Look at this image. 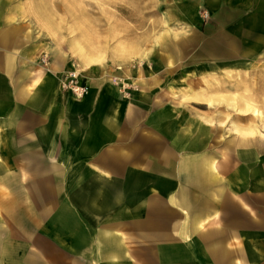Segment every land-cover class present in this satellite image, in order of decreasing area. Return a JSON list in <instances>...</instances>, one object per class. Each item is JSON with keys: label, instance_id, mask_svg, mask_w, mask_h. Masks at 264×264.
<instances>
[{"label": "crops", "instance_id": "1", "mask_svg": "<svg viewBox=\"0 0 264 264\" xmlns=\"http://www.w3.org/2000/svg\"><path fill=\"white\" fill-rule=\"evenodd\" d=\"M15 29L0 14V264H264L261 151L167 98H73Z\"/></svg>", "mask_w": 264, "mask_h": 264}, {"label": "rangeland", "instance_id": "2", "mask_svg": "<svg viewBox=\"0 0 264 264\" xmlns=\"http://www.w3.org/2000/svg\"><path fill=\"white\" fill-rule=\"evenodd\" d=\"M261 13L264 0H0V14L12 17L19 36L35 50L33 64L41 73L57 75L61 91L73 98L82 99L94 91L127 100L137 95L150 98L149 75L165 82L167 58L173 61L175 77L205 67L218 71L205 80L219 82L227 73L232 82L246 81L238 97L211 93L207 105L181 101L171 78L157 92L176 111L187 112L191 124L211 132L213 146L232 139L248 141L246 134H231L229 123L246 129L256 122L242 104L259 90V81H249L245 73L249 63H264ZM166 29L170 37L163 41ZM174 43L180 58L170 56ZM249 44L258 48L253 58ZM217 51L229 54L209 55ZM88 60L90 64L85 63ZM144 66L149 74L139 73ZM193 77L196 83L198 77ZM75 87L82 89L80 97L72 91ZM252 102L260 106L264 98H252Z\"/></svg>", "mask_w": 264, "mask_h": 264}, {"label": "bare ground", "instance_id": "3", "mask_svg": "<svg viewBox=\"0 0 264 264\" xmlns=\"http://www.w3.org/2000/svg\"><path fill=\"white\" fill-rule=\"evenodd\" d=\"M211 9V8H210ZM261 16H264V13L260 14ZM29 32V31H28ZM175 37L177 34H174ZM163 41H166L170 37V31L166 29L164 31V34L161 36ZM257 46H252L249 44V57L253 58L258 53ZM173 58L181 57L178 55L180 53V48L178 47L177 43L173 44L172 51H170ZM231 53V52H230ZM229 54V53H226ZM223 54L221 51L217 52H211L209 53L210 56H218V55H226ZM153 56V55H151ZM90 60V59H89ZM89 60L85 63L90 64ZM93 60L94 65H98V61L96 59ZM168 63L166 64V67L163 69L165 82L161 81L160 79H156L154 74L151 76L149 75V83L147 85V92L150 94V98H157L158 94L157 92L160 91L164 84L168 83V79L171 78L172 82L177 83V91L180 92V97L182 98L181 101L189 102L193 101L198 104H210L211 103V97L210 94H218L220 95V98H236L238 97L237 93L246 86V81L238 82V81H230L227 77V73H225L226 77L217 82L214 78H212V81L205 80L204 77L214 76L218 71L216 70H207L205 67L202 68L199 71H193V72H187L179 75L178 77L173 76L174 71V64L173 61L170 62V58H167ZM255 61V59H254ZM253 63H249V71L245 74L249 76L250 80H258L259 90L256 93L249 94V101L248 99H244V103L242 106L246 108V110L249 111L252 115L256 117V122L253 124H249V128L243 129L242 127L237 126L235 123H229V130L231 134H246L249 136V159L250 158H256L258 159V153L259 151L264 154V103H261L260 106L256 105L252 102V98H264V63L259 65H252ZM148 67L144 66L143 69L139 72L140 74H149L148 73ZM218 70L230 72V69L225 68H217ZM195 75L198 77V80L196 83H194L195 79L193 77ZM224 75V76H225ZM248 82V80H247ZM249 83V82H248ZM172 88L170 87V91ZM169 91V92H170ZM225 95V96H224ZM161 98V97H158ZM208 98V99H206ZM244 98V97H240ZM260 108H263L261 110ZM211 133V132H210ZM209 135V133L207 132ZM233 141V140H232ZM234 142V141H233ZM262 169L264 168V165L261 166ZM197 172V171H196ZM198 174L199 177H202L204 175V171L198 167ZM193 222L200 223L198 221L197 216L193 219Z\"/></svg>", "mask_w": 264, "mask_h": 264}, {"label": "built area", "instance_id": "4", "mask_svg": "<svg viewBox=\"0 0 264 264\" xmlns=\"http://www.w3.org/2000/svg\"><path fill=\"white\" fill-rule=\"evenodd\" d=\"M72 91L74 92V94L78 97H80L82 95V89H79L78 87L75 88H71ZM76 99H81V98H76Z\"/></svg>", "mask_w": 264, "mask_h": 264}]
</instances>
